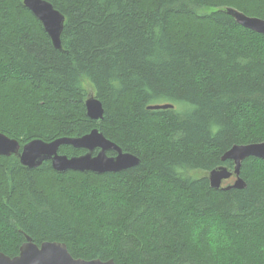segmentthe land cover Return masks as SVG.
I'll return each mask as SVG.
<instances>
[{"label":"trees","instance_id":"obj_1","mask_svg":"<svg viewBox=\"0 0 264 264\" xmlns=\"http://www.w3.org/2000/svg\"><path fill=\"white\" fill-rule=\"evenodd\" d=\"M46 1L66 18L64 51L24 0H0V133L23 148L99 129L141 163L98 175L0 156V252L28 236L88 261L264 264V160L243 162L246 189L209 180L235 170L231 148L264 143V35L227 12L264 19V0Z\"/></svg>","mask_w":264,"mask_h":264},{"label":"water","instance_id":"obj_2","mask_svg":"<svg viewBox=\"0 0 264 264\" xmlns=\"http://www.w3.org/2000/svg\"><path fill=\"white\" fill-rule=\"evenodd\" d=\"M25 7L42 23L46 33L51 38L57 50L64 51L61 36L65 27L66 18L50 2L46 0H24ZM236 22L254 32L264 35V19L248 17L235 10L228 9ZM88 117L93 121H102L105 116V108L102 102L94 95L86 100ZM172 105H154L149 110H167ZM63 146H70L76 150H84L81 156L68 157L60 154ZM114 153L115 156H109ZM17 156L21 164L28 169H38L44 163L51 162L53 169L58 173L77 171L82 173H95L103 175L107 173L118 174L140 165L141 160L137 156L124 152L115 143L105 138L99 129L83 137L61 138L53 142L34 140L23 148L20 143L0 133V156ZM249 158L264 160V143L250 145H236L223 157L222 162L231 161L235 164V170L221 166L210 172L209 180L215 190L229 191L231 189L243 190L247 184L241 178V167ZM235 177L233 185L224 187L223 183ZM0 264H116L114 260L102 261L76 259L70 253L64 243L46 242L41 246L34 243L32 238L26 237V242L20 248L18 256L11 258L0 252Z\"/></svg>","mask_w":264,"mask_h":264},{"label":"rangeland","instance_id":"obj_3","mask_svg":"<svg viewBox=\"0 0 264 264\" xmlns=\"http://www.w3.org/2000/svg\"><path fill=\"white\" fill-rule=\"evenodd\" d=\"M234 182H235V180H233V181H231V182L224 183L223 186H224V187H227V186L233 185Z\"/></svg>","mask_w":264,"mask_h":264},{"label":"flooded vegetation","instance_id":"obj_4","mask_svg":"<svg viewBox=\"0 0 264 264\" xmlns=\"http://www.w3.org/2000/svg\"><path fill=\"white\" fill-rule=\"evenodd\" d=\"M114 156H115V154H114ZM233 180H235V177H233L231 180L226 181V182H224V183L231 182V181H233ZM224 183H223V184H224Z\"/></svg>","mask_w":264,"mask_h":264}]
</instances>
